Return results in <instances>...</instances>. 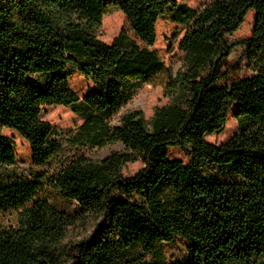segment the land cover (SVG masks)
<instances>
[{
	"label": "trees",
	"instance_id": "1",
	"mask_svg": "<svg viewBox=\"0 0 264 264\" xmlns=\"http://www.w3.org/2000/svg\"><path fill=\"white\" fill-rule=\"evenodd\" d=\"M128 20L111 43L96 33L109 3ZM176 0H0V129L17 131L43 165L61 149L42 118L46 105H74L66 71L95 85L83 99L94 111L69 139L73 146L124 148L92 159L79 154L50 186L76 209L62 210L39 197L40 183H3L0 212L17 213L16 226L0 229V264H166L163 248L186 241L184 264H264V0H209L193 15L179 43L180 67L167 68L155 50L156 22ZM254 12L247 38L251 76L220 84L233 44L226 35ZM36 75L44 77L41 83ZM162 85L173 101L111 116L134 84ZM239 131L214 145L206 133L221 128L231 103ZM172 145L189 146L191 161L170 159ZM15 151L0 131V166ZM141 160L134 175L126 162ZM205 163L230 165L233 181L207 177ZM125 196H114V193ZM91 225L76 242L71 228Z\"/></svg>",
	"mask_w": 264,
	"mask_h": 264
},
{
	"label": "rangeland",
	"instance_id": "2",
	"mask_svg": "<svg viewBox=\"0 0 264 264\" xmlns=\"http://www.w3.org/2000/svg\"><path fill=\"white\" fill-rule=\"evenodd\" d=\"M208 1L176 0L178 5L169 7L166 13L161 15L156 22L157 37L150 49L155 50L164 65L167 68H171L173 72L180 67L182 54L179 50V43L193 19L194 13ZM244 17V22L238 29L225 36L226 41L233 44V47L229 56L223 60L225 77L220 80V84L230 83L255 73L250 63H248L249 48L248 43L245 42L253 33L254 12L250 10ZM101 21L96 33L105 43H111L121 29H125L132 35L128 20H126L125 15L115 2L108 4ZM66 75L68 84L73 93L78 96L79 101L74 105H46L41 108L40 113L43 119L51 123L53 130L51 138L56 139L60 143L61 149L51 155L47 163L37 165L32 162L31 147L18 132L1 127L0 131L9 138L15 151L16 164L13 166H0V176L3 183H15L17 181H36L40 183V198L47 200L59 209L71 212L77 208L76 204L74 201L63 198L59 192L50 186L53 176L64 164L79 154H84L92 159H99L106 157L112 151L122 150L124 146L120 142H113L103 147L94 148L79 145L73 146L69 143V139L78 125L94 112L84 102L83 97L87 93L92 92L95 89V85L72 67H68ZM36 79L42 83L44 77L36 75ZM133 87V93L127 97L119 111L111 116V124L117 125L123 112L131 109H141L145 113L146 119H150L154 113L155 106L168 104L173 101L172 96L166 94L162 85L136 83ZM227 110L223 126L212 133L205 134V139L216 146L228 142L239 131L236 119L238 111L236 103L232 102ZM168 157L170 159H179L185 165L192 159L189 146L182 147L180 145H172L168 149ZM142 166L141 160L126 162L122 166V174L134 175ZM200 172H203L209 178L229 182L236 177L230 165L205 163L200 168ZM114 196L125 198V196L117 192L114 193ZM16 220V212H0V229L16 226ZM92 228L91 225L87 226L86 229L82 225L71 228L63 243L80 240L83 236L88 235ZM163 248L166 254V264L186 263L188 250L186 241L182 238L175 237L172 242L165 243Z\"/></svg>",
	"mask_w": 264,
	"mask_h": 264
}]
</instances>
